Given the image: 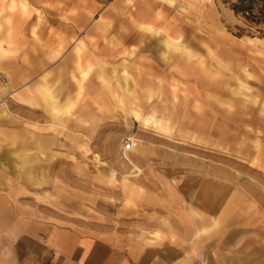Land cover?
Masks as SVG:
<instances>
[{"label": "rangeland", "instance_id": "1", "mask_svg": "<svg viewBox=\"0 0 264 264\" xmlns=\"http://www.w3.org/2000/svg\"><path fill=\"white\" fill-rule=\"evenodd\" d=\"M241 2L251 10L236 11ZM118 21L88 42L86 63L72 41L56 64L77 98L60 107L40 92L53 117H71V217L130 225L140 178L199 233L214 232L225 264H264V0H137ZM1 76L0 113L18 114Z\"/></svg>", "mask_w": 264, "mask_h": 264}, {"label": "crops", "instance_id": "2", "mask_svg": "<svg viewBox=\"0 0 264 264\" xmlns=\"http://www.w3.org/2000/svg\"><path fill=\"white\" fill-rule=\"evenodd\" d=\"M136 1L0 0V74L19 105L18 114L0 113V264L227 263L214 232L199 233L140 178L130 225L92 228L71 217V117H53L40 92L46 98L42 88L52 90L60 107L77 98L79 83L72 94L54 75L56 64L70 56L72 41L83 42L86 63L88 42L107 39L102 26L130 15Z\"/></svg>", "mask_w": 264, "mask_h": 264}, {"label": "built area", "instance_id": "3", "mask_svg": "<svg viewBox=\"0 0 264 264\" xmlns=\"http://www.w3.org/2000/svg\"><path fill=\"white\" fill-rule=\"evenodd\" d=\"M0 82L2 83L1 84L2 88H4V86L9 82L8 77L1 76ZM5 98H6V96H3V97L0 98V106H2L3 103H7ZM133 149H134L133 140H131V139L126 140V142L124 144V147H123L124 152L128 153V152L132 151ZM197 264H204V263L203 262H198Z\"/></svg>", "mask_w": 264, "mask_h": 264}, {"label": "trees", "instance_id": "4", "mask_svg": "<svg viewBox=\"0 0 264 264\" xmlns=\"http://www.w3.org/2000/svg\"><path fill=\"white\" fill-rule=\"evenodd\" d=\"M234 9L236 10V11H249V10H251V7L250 6H248V4H246V5H244L243 4V2H241V4H237V5H235L234 6Z\"/></svg>", "mask_w": 264, "mask_h": 264}, {"label": "bare ground", "instance_id": "5", "mask_svg": "<svg viewBox=\"0 0 264 264\" xmlns=\"http://www.w3.org/2000/svg\"><path fill=\"white\" fill-rule=\"evenodd\" d=\"M4 104V103H3Z\"/></svg>", "mask_w": 264, "mask_h": 264}]
</instances>
